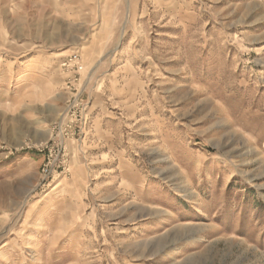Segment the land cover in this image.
<instances>
[{
    "label": "rangeland",
    "instance_id": "rangeland-1",
    "mask_svg": "<svg viewBox=\"0 0 264 264\" xmlns=\"http://www.w3.org/2000/svg\"><path fill=\"white\" fill-rule=\"evenodd\" d=\"M0 251L264 264V0H0Z\"/></svg>",
    "mask_w": 264,
    "mask_h": 264
},
{
    "label": "bare ground",
    "instance_id": "bare-ground-1",
    "mask_svg": "<svg viewBox=\"0 0 264 264\" xmlns=\"http://www.w3.org/2000/svg\"><path fill=\"white\" fill-rule=\"evenodd\" d=\"M58 187H60V184L59 183L57 184V186L55 188L57 190H55L54 192H52L50 194L49 198H48L49 204L54 203L55 199L58 198V192H59V188ZM179 187L180 188L175 191V193H176L177 196L184 197L190 191L189 185H186L185 184V185L179 186ZM163 238L164 237H162L159 233H155V234H153L151 240L148 241V242H154V243L159 244V243H161V241L163 240ZM5 257H7V253L5 251H0V259H4Z\"/></svg>",
    "mask_w": 264,
    "mask_h": 264
},
{
    "label": "built area",
    "instance_id": "built-area-1",
    "mask_svg": "<svg viewBox=\"0 0 264 264\" xmlns=\"http://www.w3.org/2000/svg\"><path fill=\"white\" fill-rule=\"evenodd\" d=\"M66 61L68 65L76 67L77 72L83 69L79 56L77 54L69 55L68 57H66Z\"/></svg>",
    "mask_w": 264,
    "mask_h": 264
}]
</instances>
